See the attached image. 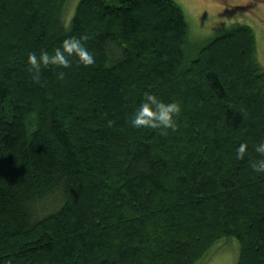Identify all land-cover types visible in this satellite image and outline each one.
<instances>
[{
  "label": "trees",
  "instance_id": "obj_1",
  "mask_svg": "<svg viewBox=\"0 0 264 264\" xmlns=\"http://www.w3.org/2000/svg\"><path fill=\"white\" fill-rule=\"evenodd\" d=\"M71 2L0 0V264H204L221 240L264 264L251 28L195 45L175 0ZM72 36L93 65H28ZM145 91L180 104L176 131L132 126Z\"/></svg>",
  "mask_w": 264,
  "mask_h": 264
},
{
  "label": "rangeland",
  "instance_id": "obj_2",
  "mask_svg": "<svg viewBox=\"0 0 264 264\" xmlns=\"http://www.w3.org/2000/svg\"><path fill=\"white\" fill-rule=\"evenodd\" d=\"M181 5L188 26L190 42L197 45L235 25H247L255 35L256 57L264 68V0H175ZM72 0L68 13L76 5ZM73 12V11H72ZM192 49V47H190ZM237 248L221 240L206 256L204 264H235Z\"/></svg>",
  "mask_w": 264,
  "mask_h": 264
},
{
  "label": "clouds",
  "instance_id": "obj_3",
  "mask_svg": "<svg viewBox=\"0 0 264 264\" xmlns=\"http://www.w3.org/2000/svg\"><path fill=\"white\" fill-rule=\"evenodd\" d=\"M87 37L72 36L64 39L59 47H56L51 53L43 51L37 56L32 52L28 54L27 63L31 69L39 72L41 67L54 66L67 69L71 66V61L75 58L79 65L88 67L95 63V57L85 47L83 40ZM63 78V73H60ZM39 82V81H38ZM181 112V106L178 102H168L160 100L151 91H145L138 104L135 113L131 119V124L136 129H162L176 131V118ZM116 121H113L115 124ZM163 134V132H162ZM248 151L247 143H241L236 149V158L244 159ZM255 152L262 157L251 163L254 172L264 174V141L255 145Z\"/></svg>",
  "mask_w": 264,
  "mask_h": 264
}]
</instances>
